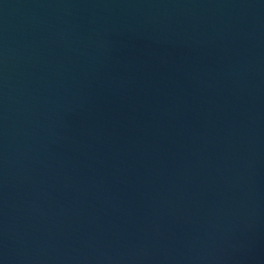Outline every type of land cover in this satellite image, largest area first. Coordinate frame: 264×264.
<instances>
[{
	"label": "water",
	"instance_id": "water-1",
	"mask_svg": "<svg viewBox=\"0 0 264 264\" xmlns=\"http://www.w3.org/2000/svg\"><path fill=\"white\" fill-rule=\"evenodd\" d=\"M0 264H264V0H0Z\"/></svg>",
	"mask_w": 264,
	"mask_h": 264
}]
</instances>
